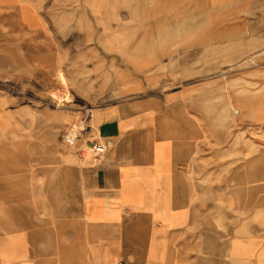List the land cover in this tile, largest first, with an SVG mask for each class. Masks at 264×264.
<instances>
[{"label": "crops", "instance_id": "crops-1", "mask_svg": "<svg viewBox=\"0 0 264 264\" xmlns=\"http://www.w3.org/2000/svg\"><path fill=\"white\" fill-rule=\"evenodd\" d=\"M59 1L60 22L45 25L37 0H0V264H264V62L259 76L234 78L257 90L214 76L215 50L222 71L231 49L264 56V0H109L105 37L93 38L105 65L145 69L197 49L206 62L188 84L91 109L90 131L107 146L100 160L38 154L29 134L6 136L27 110L10 83L56 81L76 57L86 65L93 12ZM203 81L211 85L199 98L192 83ZM145 82L131 80L125 95ZM42 160L63 163L61 210L59 198L42 197Z\"/></svg>", "mask_w": 264, "mask_h": 264}, {"label": "rangeland", "instance_id": "rangeland-1", "mask_svg": "<svg viewBox=\"0 0 264 264\" xmlns=\"http://www.w3.org/2000/svg\"><path fill=\"white\" fill-rule=\"evenodd\" d=\"M32 1V0H30ZM39 2L42 14L44 16L45 25H56L60 22V17L57 19L56 13H59L62 9V3L59 0H37ZM70 7L78 5V2H70ZM261 4L259 2L250 3V8H259ZM80 7L85 8L86 11H92L86 17V22L89 27H86V42L81 43L80 48L82 51L85 49L86 65H78V57L71 59V65L69 66V74L67 75L70 80H66L67 76H63L64 72L59 67L57 74L55 75L56 81H34L28 78H24L21 82L10 83V89L20 97L17 98V104L27 106V110L18 114L19 119L24 121L22 124V130L18 133L12 131L11 135H6L9 138L15 139L20 137L21 134H29L35 141L39 143L37 146L38 154H66L77 160V155L73 148H65L61 141L62 130L71 122H79L85 115L89 108H96L104 105L113 104L122 101L132 96H141L144 93L158 94L162 91V88L168 89L177 86L179 83L188 84L191 82L190 75L194 71V64L196 68H205L206 51L197 49L191 53L184 52L181 55H177L174 58H170L169 62H163L161 65L153 67H145L148 69H139L135 66H110L105 65L104 47L97 48V41H100V36L105 37V26L109 24L110 9H114L109 0H82ZM262 9H264V3L262 2ZM121 19H118L120 21ZM264 20V19H263ZM77 23V18H75ZM74 21V23H75ZM264 25V24H263ZM97 36L95 41L93 38ZM121 35V34H119ZM122 36V35H121ZM71 41H75L73 54L78 52L77 34L71 36ZM122 39V38H121ZM118 40L119 47L125 44L124 41ZM109 43H104L108 47ZM122 44V45H121ZM230 65L225 71H222L221 65L216 58L217 53L220 55L222 51H214V76L218 74H229L224 78L229 80L228 86L236 87L238 84L242 85V91L249 92L251 90H257L258 84L243 78H235L237 75L245 74V76L254 77L259 76L260 72H254V68L259 67L260 61L264 62V56L259 58V53L256 50L246 51L245 53L239 52L237 49H231L230 51ZM102 54V56H101ZM180 54V53H179ZM101 58L103 64L91 65L92 62L97 63ZM124 61H129V58ZM218 68V70H217ZM145 70V71H143ZM81 73L78 76V73ZM205 73V72H204ZM205 74L199 73L198 79L204 77ZM66 77V78H65ZM142 77L146 82L143 90L134 91L133 94L125 95L126 87L131 80ZM185 78H189L188 80ZM60 79V80H59ZM217 82V81H216ZM216 82H214L216 84ZM211 82L205 83H192L198 84L197 92L199 98L206 97L205 84L211 85ZM225 84V81L222 82ZM221 94V92H220ZM91 133V131H90ZM24 136V135H23ZM19 140H14L12 145H18ZM20 149V148H19ZM15 150L13 154L23 153L22 150ZM22 149V146H21ZM9 153L8 151H6ZM44 159V158H42ZM57 159V158H55ZM69 165V164H68ZM71 166V165H70ZM38 171H49L50 176L42 179L43 193L42 197H54L59 198V209L63 207V199L61 198L62 178L61 173L63 163L61 161H38ZM72 170V169H69ZM65 182L72 184L73 173L69 171L65 173ZM46 182V184H45ZM14 189V188H13ZM52 202V200H51ZM48 206L44 203V211H47ZM122 259V260H119ZM117 263L122 261L126 264L124 258H119ZM180 262L181 259L176 260ZM188 261H186V264ZM171 264H175V261ZM220 264H224V259H221Z\"/></svg>", "mask_w": 264, "mask_h": 264}, {"label": "built area", "instance_id": "built-area-1", "mask_svg": "<svg viewBox=\"0 0 264 264\" xmlns=\"http://www.w3.org/2000/svg\"><path fill=\"white\" fill-rule=\"evenodd\" d=\"M91 109L86 111L79 122H70L62 130L61 141L65 148H73L80 159L90 157L92 160H100L106 154L107 146L96 134L90 133ZM118 264H123V262L120 261Z\"/></svg>", "mask_w": 264, "mask_h": 264}, {"label": "bare ground", "instance_id": "bare-ground-1", "mask_svg": "<svg viewBox=\"0 0 264 264\" xmlns=\"http://www.w3.org/2000/svg\"><path fill=\"white\" fill-rule=\"evenodd\" d=\"M92 134H95L94 132H91Z\"/></svg>", "mask_w": 264, "mask_h": 264}]
</instances>
